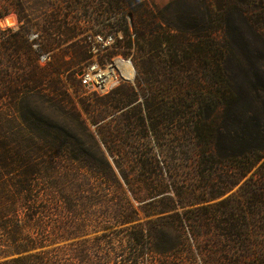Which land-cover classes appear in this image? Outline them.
I'll return each mask as SVG.
<instances>
[{"label": "trees", "instance_id": "obj_1", "mask_svg": "<svg viewBox=\"0 0 264 264\" xmlns=\"http://www.w3.org/2000/svg\"><path fill=\"white\" fill-rule=\"evenodd\" d=\"M194 1L204 24L163 32L143 1H101L97 24L131 19L115 43L135 61L134 86L71 96L61 76L88 50L41 67L28 35L44 34L46 51L84 41L66 13L77 6L0 0V21L21 23L0 28V264H263L264 64H222L212 42L191 43L215 40L235 15L264 55V0Z\"/></svg>", "mask_w": 264, "mask_h": 264}, {"label": "rangeland", "instance_id": "obj_2", "mask_svg": "<svg viewBox=\"0 0 264 264\" xmlns=\"http://www.w3.org/2000/svg\"><path fill=\"white\" fill-rule=\"evenodd\" d=\"M24 1L28 3L29 6H32V8H34L35 10L39 9L36 5H38L39 3H44L45 4L44 8H46L45 11L46 13H50L51 8H54L56 6L66 8V6H68L69 3H74L77 7L72 12L66 11V13L68 14L69 17L73 16L76 20H80L79 26L82 29H84L82 35L84 37L86 36V39L82 42H78L77 38L70 39L68 41L59 43L58 46L57 44L52 46L50 45V49L46 51L44 50L45 35L38 31L31 32L29 35L31 34L37 35V44L39 45L41 52L48 56V61H46L45 63H41L38 60V55L34 52V54L36 55L37 63L41 67L50 65V63L54 60L52 59L53 54L58 53L60 50L72 49L75 47H84L85 49L88 50L89 53V49H91L92 45L96 46L98 44V40H97L98 35L104 36V38H106L108 35L112 36L113 45L110 48L106 50H100V49L95 50L94 55H91L89 53L91 56L90 59H88L85 62H81L77 66H74L68 73L66 72L61 76V81L63 82V85H65L67 92L71 96H73L74 92L77 94H82L84 96L90 94H96L97 96L105 95V94H97V93L89 92L84 88H82L81 86H79L80 85L79 73H81L82 71L81 69L87 64L97 63L103 66L110 63L114 59H123L125 61H130L132 66L134 67V71L136 70L135 61L132 55L129 56L121 55V53L123 52V48H118V46H116L115 43L116 39L120 40L123 38V35L121 33L122 30L128 27V29L131 31V19L127 17L126 23L124 24V23H120V21L118 22L115 19V17L112 16L111 21L113 22V24H111L110 26L101 25L102 16L103 18H105V16L103 15L104 14L103 9L99 8L102 4L101 1L103 0H24ZM135 1L136 0H134V2ZM141 1H143V4H145L146 7L149 8L150 10L152 11L157 10L162 12L161 14L157 15L158 20L151 25L153 31H158V32L167 31L169 27L183 26L189 24L192 20H195L196 24L198 25L204 24L202 18H200L199 16L198 18L196 17L198 6L194 0H141ZM37 16L40 15L38 12L37 13L35 12L34 15L31 16V18L35 19ZM97 22H101V24H97ZM20 24L21 23L18 22L17 17L11 14L0 21V28L11 29L15 31L19 29ZM170 33H175V29L171 30ZM200 41L196 39L193 40L191 44L195 45L198 43L201 44L202 42H204V44L205 42L206 43L212 42L219 49L221 58H223L224 61L222 64H228L231 66L238 65L239 67H243L244 69L248 67V64H250L251 66H254L256 64H264L263 49L259 41L243 25V23L239 21V19L235 15H232V17L230 18L229 26L225 28L224 31L219 33V35L217 36V38H215V40L209 38L208 40L204 39L203 41L201 42ZM207 53L210 54L209 51ZM64 62L66 64H71L72 59L70 58L69 55H66L64 57ZM192 64L195 63L193 62ZM196 64H200V62L196 61ZM247 76L251 78L252 75L248 74ZM243 80L240 79L239 77L232 79L233 83L235 84H242L245 82V80L244 81ZM35 104H38V107H41L39 101L32 100V105ZM43 112L47 115H50L53 118H58V113L53 108H45V111ZM238 187L239 186H236L230 192H228L224 197L215 200L212 203L217 202L227 197L228 195L235 193ZM193 208L195 207H191L190 209ZM178 212L179 214L184 216L182 210H178ZM167 214H171V213H165L162 215H155L151 217H142V221L153 220L160 216H166ZM211 220H213V217ZM174 221L175 218H169V220H167L165 223H172ZM253 230L256 233L258 232L256 229H252V231ZM99 233L100 232L90 234L83 238L79 237L76 239L62 241L55 246L65 247L68 246L69 244H72L75 241H79L85 238L86 239L91 238ZM261 234H264V231H261ZM52 247L53 246H50L48 249Z\"/></svg>", "mask_w": 264, "mask_h": 264}, {"label": "built area", "instance_id": "obj_3", "mask_svg": "<svg viewBox=\"0 0 264 264\" xmlns=\"http://www.w3.org/2000/svg\"><path fill=\"white\" fill-rule=\"evenodd\" d=\"M28 40L31 44L33 51L38 55V60L41 63L48 61V56L41 52L39 45L37 44V35H29ZM98 44L92 45L89 49V53L94 55L95 50H106L113 45V39L111 35L106 38L98 35ZM120 65L130 67V75L123 74ZM128 65V66H127ZM79 73L80 86L85 90L97 93V94H108L111 90L119 86L120 84H129L134 86V67L130 61L123 59H114L106 65H100L97 63H90L85 65Z\"/></svg>", "mask_w": 264, "mask_h": 264}, {"label": "bare ground", "instance_id": "obj_4", "mask_svg": "<svg viewBox=\"0 0 264 264\" xmlns=\"http://www.w3.org/2000/svg\"><path fill=\"white\" fill-rule=\"evenodd\" d=\"M128 66V65H127ZM119 68L121 69L122 73L124 74H127V75H130L131 73V70H130V67H126L125 65H120Z\"/></svg>", "mask_w": 264, "mask_h": 264}]
</instances>
